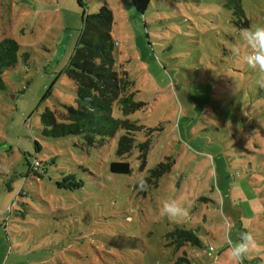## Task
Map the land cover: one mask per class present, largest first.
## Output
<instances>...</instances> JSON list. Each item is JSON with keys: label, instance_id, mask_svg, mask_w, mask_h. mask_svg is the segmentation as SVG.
I'll return each mask as SVG.
<instances>
[{"label": "rangeland", "instance_id": "374dc122", "mask_svg": "<svg viewBox=\"0 0 264 264\" xmlns=\"http://www.w3.org/2000/svg\"><path fill=\"white\" fill-rule=\"evenodd\" d=\"M80 1L0 0V40L20 47L0 76V264H232L228 238L242 232L254 241L242 264H264V73L242 39L264 27V0H239L240 17L235 0H150L143 15L131 0ZM102 6L115 64L145 104L114 109L140 127L122 158L124 131L89 146L44 137L40 120L75 106L66 70L83 14ZM114 161L132 173H111ZM171 199L188 217L159 214Z\"/></svg>", "mask_w": 264, "mask_h": 264}, {"label": "trees", "instance_id": "16d2710c", "mask_svg": "<svg viewBox=\"0 0 264 264\" xmlns=\"http://www.w3.org/2000/svg\"><path fill=\"white\" fill-rule=\"evenodd\" d=\"M77 1L81 3L80 0ZM131 1L141 15L145 14L150 5V0ZM234 6L235 15L242 16L240 1L235 0ZM81 21L77 45L66 70L68 78L75 86V106H64V111L59 113L46 108L40 115L42 135L53 139L81 136L89 146H102L121 130L124 134L118 140L117 155L122 158L135 148L133 136L140 127L127 118L114 117V109L125 117L140 110L145 104L134 100L133 82L129 75L115 64L112 11L107 6H102L95 14L84 13ZM19 49L18 43L13 39L0 40V76L5 70L16 65ZM141 149L147 152L146 146L141 145ZM144 152L142 158L139 156L142 159L141 168L144 165ZM37 162L38 167L34 168L33 164L29 167L40 177L44 171L38 173L41 163ZM110 172L130 175L132 169L127 161H114L110 164ZM152 175L158 174L153 171ZM70 181L74 187L81 183L73 175L65 179L66 183ZM186 234L191 244H198L192 234Z\"/></svg>", "mask_w": 264, "mask_h": 264}, {"label": "clouds", "instance_id": "9594fccd", "mask_svg": "<svg viewBox=\"0 0 264 264\" xmlns=\"http://www.w3.org/2000/svg\"><path fill=\"white\" fill-rule=\"evenodd\" d=\"M242 39L251 49L247 55L243 56L244 62L250 67L258 68L264 73V27H255L253 30H245L242 33ZM236 54L239 55L237 49ZM145 181L140 179L138 184L143 187ZM159 214L166 216L169 220L180 221L189 215V210L179 199L165 200L160 207ZM229 239V254L232 264H242L247 257L251 247H254V241L251 233H240L239 239L233 242Z\"/></svg>", "mask_w": 264, "mask_h": 264}, {"label": "built area", "instance_id": "2783aa9c", "mask_svg": "<svg viewBox=\"0 0 264 264\" xmlns=\"http://www.w3.org/2000/svg\"><path fill=\"white\" fill-rule=\"evenodd\" d=\"M38 166H39V163H38L37 161H34V163H33V167L36 168V167H38Z\"/></svg>", "mask_w": 264, "mask_h": 264}]
</instances>
